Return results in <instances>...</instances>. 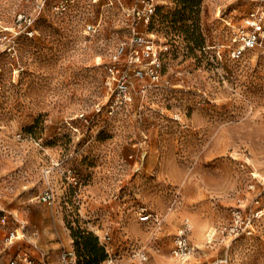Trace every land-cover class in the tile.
<instances>
[{"label": "rangeland", "instance_id": "1", "mask_svg": "<svg viewBox=\"0 0 264 264\" xmlns=\"http://www.w3.org/2000/svg\"><path fill=\"white\" fill-rule=\"evenodd\" d=\"M60 2L0 0L2 253L64 264L75 234L92 232L101 264H264V47L229 55L257 3L156 0L146 23L144 0ZM136 31L162 71L136 78L122 58L124 102L105 65ZM7 228L18 236L5 247Z\"/></svg>", "mask_w": 264, "mask_h": 264}, {"label": "built area", "instance_id": "2", "mask_svg": "<svg viewBox=\"0 0 264 264\" xmlns=\"http://www.w3.org/2000/svg\"><path fill=\"white\" fill-rule=\"evenodd\" d=\"M74 0H61L60 5L57 8H64L68 3ZM257 3V7L252 11L245 19L244 27L237 31L234 42H238L234 48L229 52L231 59H239L244 51L247 49H253L257 47H264V0H253ZM43 3L46 0H42ZM156 0H144V6L141 9L142 18L146 23L154 17L156 13ZM128 57V61L134 65L133 75L136 78L149 79L152 82L159 80L162 71L161 56L156 47L153 39L141 31H136L133 36L128 41L120 42L117 46L116 51L111 56V61L105 66L107 68L110 79L116 84L115 93L121 101L130 102L132 100V83L131 76L129 75L127 69L121 66L120 60L122 58ZM56 200V193L54 189L50 186L46 188L40 195V201L51 205ZM140 213V219L143 221H149L153 214L148 211L147 208L142 207ZM235 226L233 230L238 233L242 231V225L237 224L242 221V213L240 211H234ZM8 217L3 214L0 215V223L2 225L7 224ZM185 226L179 231L175 237L174 244V255L177 258H185L191 252L192 248L188 243L187 233L190 230V225L188 222L184 224ZM246 227L243 230L252 233L250 229L252 224L250 219L246 222ZM25 226H23L24 228ZM25 233H23L24 235ZM18 236V230L8 229L7 235L5 237L6 244H13ZM110 236L108 232L105 234V239H109ZM77 260V254L75 250L66 251L62 255V261L64 264L75 263ZM9 264H49L47 261L37 262L32 259L27 253H16L9 260Z\"/></svg>", "mask_w": 264, "mask_h": 264}, {"label": "trees", "instance_id": "3", "mask_svg": "<svg viewBox=\"0 0 264 264\" xmlns=\"http://www.w3.org/2000/svg\"><path fill=\"white\" fill-rule=\"evenodd\" d=\"M78 264H101L107 257V250L100 245L99 239L92 232H79L75 234Z\"/></svg>", "mask_w": 264, "mask_h": 264}, {"label": "crops", "instance_id": "4", "mask_svg": "<svg viewBox=\"0 0 264 264\" xmlns=\"http://www.w3.org/2000/svg\"><path fill=\"white\" fill-rule=\"evenodd\" d=\"M1 215H3V214H1ZM8 229L9 228L5 229L6 230L5 237L7 235ZM4 240H5V238H4ZM9 245H12V244H6V242H5V247H8ZM2 251H3V247H2V243L0 242V264H9V260L12 257L11 253H6V252L2 253Z\"/></svg>", "mask_w": 264, "mask_h": 264}]
</instances>
